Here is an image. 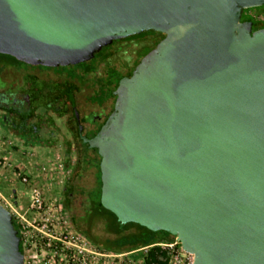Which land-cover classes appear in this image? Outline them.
<instances>
[{
  "label": "water",
  "instance_id": "1",
  "mask_svg": "<svg viewBox=\"0 0 264 264\" xmlns=\"http://www.w3.org/2000/svg\"><path fill=\"white\" fill-rule=\"evenodd\" d=\"M264 0H0V53L88 61L115 39L163 37L124 75L89 141L120 227L175 235L193 264H264ZM0 264H22L0 204Z\"/></svg>",
  "mask_w": 264,
  "mask_h": 264
},
{
  "label": "rangeland",
  "instance_id": "2",
  "mask_svg": "<svg viewBox=\"0 0 264 264\" xmlns=\"http://www.w3.org/2000/svg\"><path fill=\"white\" fill-rule=\"evenodd\" d=\"M258 9L264 10L261 7ZM145 40H147L146 37L144 38V41ZM134 44L136 43L124 42L118 44L119 50L114 51L109 61L112 63L116 61L120 63L118 59L131 58L133 56V51L136 49V45ZM21 66H16L14 61L1 62L0 77L3 79V82H5L6 89L8 85H12L13 83L22 85L26 77L32 82L35 80L36 85L41 88L42 94L40 95L38 91L36 94L37 96L33 98V112L28 119L29 123L37 126L38 132H32L28 128V130L20 132V130L13 127V125L16 124L18 116L15 115L14 112H8L0 108V202L6 206L11 204L12 190H16L17 199L23 200L22 191L25 188L24 185L20 183L17 175L14 176V172L18 170L22 172H37L39 162L52 158L54 154H59L65 160L69 172L66 178H64L62 185L52 183L50 191H52L51 193L56 191V195H58L65 206L64 187L68 186L72 181L70 178L73 176L77 167L75 163V147H77V145L75 144L76 142L72 140L71 133L69 132L76 127L74 112L77 111L79 116H84L91 111H98V105L91 100V97L94 94V90L97 88V83H95L94 78L103 75L105 66L101 64L97 73L87 75L84 81L80 79H69L64 72L53 69L37 67L23 69L24 65ZM57 86H68V88H71L73 92V104L61 100L58 104L53 106L57 109L46 107L45 103L51 99L52 92L56 91ZM3 91L5 90L0 88V92ZM31 94L35 95L34 92ZM14 96L18 97V99H22L19 92L15 93ZM106 103V111L108 113L111 111L113 99H109ZM4 162H6V170L2 167ZM82 175H84V179L81 181V184L90 186L95 183L94 176L89 168L87 170L82 169ZM39 184H41V182H39ZM60 185L61 188L59 187ZM81 200V193H75L72 202L73 206L75 207L77 205L78 207V204H81ZM72 227L73 225L70 226V229H72ZM134 229L135 227H130V230ZM90 231L93 236H97L100 240L112 236V234L105 232L101 220L95 222L93 226L90 227ZM94 246L91 248H94ZM97 250L105 254L117 253L103 248ZM145 253L146 249L132 250L128 255H123L122 258L128 256L138 258ZM160 259L165 260V257H160Z\"/></svg>",
  "mask_w": 264,
  "mask_h": 264
},
{
  "label": "built area",
  "instance_id": "3",
  "mask_svg": "<svg viewBox=\"0 0 264 264\" xmlns=\"http://www.w3.org/2000/svg\"><path fill=\"white\" fill-rule=\"evenodd\" d=\"M242 17L264 26V10L257 7L244 8ZM2 167L5 169L6 162ZM68 172L63 157L54 154L52 158L39 162L37 172L18 170L13 173L24 185L23 200L17 199L15 204L8 206L0 204L9 210L15 221L22 264H145L144 256L122 258L131 251L113 254L99 252L74 227L70 229L72 225L67 209L56 191H50L52 183L62 185ZM156 245L166 251L168 264H193V254L181 247L176 236L171 242Z\"/></svg>",
  "mask_w": 264,
  "mask_h": 264
},
{
  "label": "trees",
  "instance_id": "4",
  "mask_svg": "<svg viewBox=\"0 0 264 264\" xmlns=\"http://www.w3.org/2000/svg\"><path fill=\"white\" fill-rule=\"evenodd\" d=\"M243 21L251 22V30H254V27L259 26L256 22L250 19H246L244 17L241 18ZM252 25L254 27H252ZM151 32L144 31L140 34L127 36L122 39H115L110 44L102 47L98 52H96L92 59L84 62H80L74 65L68 66H57V67H47L42 66L44 69H53L56 71H61L67 74L69 79L76 80H85L87 75L97 73V70L101 64H104L105 69L103 75L97 76L94 78L95 83H97V88L94 90V94L91 97L95 103L101 105L106 103L109 99H114L115 94L114 90L116 89L119 80L127 75L136 62L140 59V57L146 53L150 48H152L160 39L155 40L152 43H147L144 38L150 34ZM124 42H133L136 43V49L133 51V56L127 59H118L120 63L110 62V57L114 53V51L119 50L118 44ZM145 42V43H141ZM8 59V60H7ZM14 61V64L22 63L21 61L16 60L14 57L0 53V63L1 62H9ZM65 82V81H64ZM63 82V83H64ZM68 85V84H67ZM66 86V85H64ZM59 87L55 92H52L51 99L45 103L46 107H53L55 104H58L59 101H67L68 103L73 104V92L71 88L67 87ZM36 96V94H35ZM113 108V106H112ZM111 108V110H112ZM15 112V115L18 116L16 120V124L13 127L18 130H36L37 126L35 124L29 123L28 119L32 115L33 106L29 108L27 112H20V114ZM111 112V111H110ZM109 112V113H110ZM109 115V114H108ZM74 117L78 118L77 111L74 112ZM108 117V116H107ZM107 117L102 121L99 125L98 130L93 134L96 136L98 131L104 125L107 120ZM90 118V117H89ZM85 120H88L86 117ZM28 128V129H27ZM19 132V133H20ZM91 148V147H90ZM95 153L98 155V160L95 165L97 167V182L96 186L89 191L81 192L82 196V205L84 211H86L87 221L89 225V229L93 224L99 220L102 221L104 230L108 234H112L111 237H106L102 240H99L96 236H92L89 231H85L79 227V230L84 232L97 246L102 247L105 250L114 251L117 253L137 250L140 248L146 247V253L144 256L145 264H167V256L166 251L161 248L156 243L160 242H171L175 235L170 234L167 231L159 230L152 231L148 228L141 226L134 222L125 223L122 227H120V222L114 213L110 210L106 209L100 200L101 193V181H100V171H99V161L100 157L98 154V150L96 147H92ZM69 190H64V195L68 194ZM65 207H68V203L64 201ZM13 224L16 227L15 221ZM130 227H135L134 230H130ZM165 257V260L160 259V257Z\"/></svg>",
  "mask_w": 264,
  "mask_h": 264
},
{
  "label": "flooded vegetation",
  "instance_id": "5",
  "mask_svg": "<svg viewBox=\"0 0 264 264\" xmlns=\"http://www.w3.org/2000/svg\"><path fill=\"white\" fill-rule=\"evenodd\" d=\"M258 8L264 9V5L257 6ZM252 27H254L252 25ZM258 28H264L263 26H256L255 29ZM163 35L159 32H151L147 36V43H152L155 40H158L162 38ZM24 65V68H42V65H29L26 63H17L16 66ZM22 67V66H21ZM30 77V75H29ZM34 82L30 81L28 77H26V80L23 81L22 85H17L13 83L12 85H8V88L6 89L5 82H3V79L0 77V88H3L5 91L0 92V108H2L5 111H17L18 114L20 112L24 111L27 112L29 108L32 106V103L34 102L33 98L35 95H32L31 93L34 92L35 94L38 93L41 95V88L36 85V81ZM33 83V84H32ZM42 86V85H41ZM19 92L20 97L22 96V99H18V97H15L14 94ZM37 96V95H36ZM97 104V103H96ZM98 105V111H91L87 113V115H78V118H75L76 120V127L69 132L71 133V138L74 140L77 145L75 147V163H76V171L74 172L73 176H71V182L68 186L64 187V190H69L68 194L64 195V201L68 203L67 213L69 215V219L71 221V224L77 230L80 232L87 240H89L90 243L94 244L95 247L97 246L84 232L79 230L77 227L89 231V233L93 236L89 229L86 211L83 209L82 200L81 204H78L74 207L73 206V200H74V194L77 192H83V191H89L92 188L96 186L97 182V167L95 165L96 161L98 160V155L95 153V151L92 149V147L89 144V141L86 139H92L94 136L93 134L98 130L99 125L102 123V121L105 119V117L108 116L109 112L106 111V105L104 104H97ZM15 113V112H14ZM88 118V120H85V118ZM90 117V118H89ZM35 133L38 132V130H33ZM32 131V132H33ZM31 132V133H32ZM91 147V148H90ZM90 169L92 171V174L95 179V183L87 186L81 184V181L84 179V175H82V169ZM12 203L15 204L17 202L16 198V191L12 190ZM94 237V236H93ZM97 237V236H96ZM98 238V237H97ZM100 240V239H99ZM103 241V239H102ZM97 248H102L97 246Z\"/></svg>",
  "mask_w": 264,
  "mask_h": 264
}]
</instances>
